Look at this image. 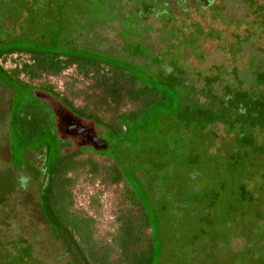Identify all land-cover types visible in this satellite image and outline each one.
I'll return each mask as SVG.
<instances>
[{
    "label": "rangeland",
    "instance_id": "1",
    "mask_svg": "<svg viewBox=\"0 0 264 264\" xmlns=\"http://www.w3.org/2000/svg\"><path fill=\"white\" fill-rule=\"evenodd\" d=\"M96 1L0 0V264H264V0H121L151 30L154 53L118 49L126 40L116 20L101 30L100 52L122 54L121 67L139 71L137 86L167 101L144 100L147 117L128 122L119 144L76 111L101 93L92 78L74 67L16 73L38 53L69 55L64 17L82 7L90 19ZM47 6L64 17L40 16ZM35 16L44 27L27 25ZM91 133L107 149H95ZM21 174L31 176L26 192ZM125 218L137 230L149 225L130 257L119 250Z\"/></svg>",
    "mask_w": 264,
    "mask_h": 264
},
{
    "label": "trees",
    "instance_id": "2",
    "mask_svg": "<svg viewBox=\"0 0 264 264\" xmlns=\"http://www.w3.org/2000/svg\"><path fill=\"white\" fill-rule=\"evenodd\" d=\"M136 2V0H132V3L135 7H137V4H135ZM127 5L123 6L121 0H97L95 3V9L93 8L92 10V12H94V10L96 11V15H93L90 19L85 18L86 16H84V14H86L87 10L82 7L79 9V11L75 9L73 12L74 14L71 15L73 18H66L63 16V13L61 14L57 12L54 6H47L44 10L40 11L41 13L39 12L41 14L40 16L49 18L51 21L54 20V11H56L57 15L61 14L65 20L67 19L66 21L68 23V29L64 28V32L65 36H67L66 41H71V45L74 47L70 49L73 53L69 51L70 54L72 53L71 55H63L60 52L55 51L53 56L48 58L44 56L41 57V55L38 53L32 57V62L29 65H22V67L16 72L18 74L23 72L27 75H30L31 77H36L37 75L43 73L58 75L65 69L74 67L82 76L92 78L95 82V85L99 86L101 93L99 96H96V101H94L95 103H93V105H89L86 108L83 107L76 111H78L80 113L79 115L82 117L93 119V122L96 125L104 129L103 133H106L108 129L115 131L113 134L115 135V138L120 137V134L125 131V127L127 126L128 122H133L134 118L139 119L140 117H143L145 119L147 117L148 110L143 107L144 100L149 99L150 103L167 101L166 96L161 91H156L152 87L137 86L136 77L139 71H137V69H131L129 71L128 69L121 67L120 64H122V54H118L117 56L111 55L107 52H104L106 49L100 52V45H102V47L104 46L100 41V32L109 22L115 20L119 21L120 30L122 33L121 35L126 40L123 45H119L118 49L120 46H126L128 51L127 55H135L134 53H139L142 55L141 53L144 50L153 52V50L148 48L146 45L151 30L147 26L142 27L143 22L134 24L135 18L137 16L131 9L130 5ZM18 8L19 11L20 6H18ZM23 12L25 13L26 10L23 9ZM61 16H56V18H59L56 19L58 23L62 22ZM32 18L33 19L27 24L28 26L36 25L39 28L45 26V21L42 20L43 18L36 19V16ZM144 34L148 35L145 40L143 38ZM65 44L68 45L69 43L65 42ZM58 46L59 47L57 48H65L60 43H58ZM140 55H137V57ZM130 59L131 61L135 62L133 60L134 57H130ZM138 70H141L142 72V69ZM0 72L6 73L1 66ZM258 72V74H264V69ZM63 103L66 104L65 102ZM130 103H134L136 108L134 110L122 113L121 109ZM12 109H14L13 101H11L9 110L12 111ZM97 109H101V112L107 110L110 113V118L107 121L102 122L101 118L96 116ZM155 111L152 114V117L157 118L158 116L162 115L160 112H158L157 108ZM191 111L192 109L189 110V113ZM226 116V122L235 121V118L230 116L229 113H227ZM106 134H108V132ZM112 140L114 139H111L110 141ZM119 140L120 141L117 142L118 144L120 142L128 141L126 138H119ZM104 141L108 147V141ZM146 150H148V148ZM148 154L151 155V157L153 155L150 150H148ZM120 159H122V157ZM150 162H152V164L154 163L153 161ZM152 164L150 165L153 166ZM122 179L123 176L119 172L117 182L121 181ZM168 181L169 180H164L163 183L166 185L169 183ZM39 206L44 219L49 224L52 220H54L51 208H49V205L46 204L43 206L42 203ZM44 207L48 211H45ZM142 214L144 213L142 212ZM121 220H123V218ZM125 220H127L125 221L126 225L121 227V231L123 230L124 234L122 233V235L123 237L126 235V238L123 239L124 241L122 240L119 243V250L120 253H126V255L129 256L128 252L131 249L136 248L139 238L138 234L140 232H143L144 234V231L149 228V225L145 224V222L143 223L140 230H137L135 226L133 227L129 218H125ZM68 239L70 240V238ZM60 240H62L65 246L71 250V244L68 243V240H66L68 242L62 238ZM97 251L99 250H96V248H91L89 250V252H93L95 254H98ZM80 257L82 259L85 258V253L83 250L80 252ZM140 262L144 264L149 263L148 258L146 261H141V259H135L132 261L134 264H141Z\"/></svg>",
    "mask_w": 264,
    "mask_h": 264
},
{
    "label": "clouds",
    "instance_id": "3",
    "mask_svg": "<svg viewBox=\"0 0 264 264\" xmlns=\"http://www.w3.org/2000/svg\"><path fill=\"white\" fill-rule=\"evenodd\" d=\"M31 182V176L21 174L18 176V190L28 191L29 184Z\"/></svg>",
    "mask_w": 264,
    "mask_h": 264
},
{
    "label": "water",
    "instance_id": "4",
    "mask_svg": "<svg viewBox=\"0 0 264 264\" xmlns=\"http://www.w3.org/2000/svg\"><path fill=\"white\" fill-rule=\"evenodd\" d=\"M73 118H76V117L73 116ZM89 136H90V141L93 143L91 145H93L95 149H98L99 146H102L100 147L101 149H105L107 147L105 141L98 138L94 133H91Z\"/></svg>",
    "mask_w": 264,
    "mask_h": 264
},
{
    "label": "flooded vegetation",
    "instance_id": "5",
    "mask_svg": "<svg viewBox=\"0 0 264 264\" xmlns=\"http://www.w3.org/2000/svg\"><path fill=\"white\" fill-rule=\"evenodd\" d=\"M58 111H59V112H58L59 115H61V114L63 113V111L60 110L59 108H58ZM61 118H62V119H61ZM60 119H61L62 122L65 121V123H68L69 121H72L70 116H66V117H64V118L61 116ZM54 123H55V122H54ZM61 124H62V123H60V127H59V129L56 130V128H55L56 133H58L57 136L59 135V132H62L61 127H62L63 124H62V125H61ZM66 125H67V124H66ZM70 126H71V127H70ZM70 126L67 127V132H69V129H72V128H73L72 125H70ZM78 129H79V128H78ZM89 135H90V134H89ZM89 135H88V140H90V136H89Z\"/></svg>",
    "mask_w": 264,
    "mask_h": 264
},
{
    "label": "crops",
    "instance_id": "6",
    "mask_svg": "<svg viewBox=\"0 0 264 264\" xmlns=\"http://www.w3.org/2000/svg\"><path fill=\"white\" fill-rule=\"evenodd\" d=\"M98 137V136H97ZM99 138V137H98Z\"/></svg>",
    "mask_w": 264,
    "mask_h": 264
}]
</instances>
